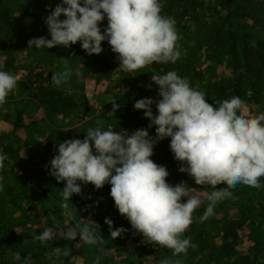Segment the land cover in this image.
<instances>
[{
	"label": "rangeland",
	"instance_id": "obj_1",
	"mask_svg": "<svg viewBox=\"0 0 264 264\" xmlns=\"http://www.w3.org/2000/svg\"><path fill=\"white\" fill-rule=\"evenodd\" d=\"M61 2L0 0V62L4 64L0 70L17 78V88L0 107V155L6 157L5 168L0 171L4 178L0 212L13 224L29 264H96L97 257L99 264H162L164 260L173 264L178 260L181 264H264V188L237 184L231 190L233 195L219 201L214 215L203 221L200 217L207 205L202 204L182 237L190 238L197 247H190L187 255L174 256L171 249L147 243L132 229L115 206L110 183L97 190L91 183L79 182L82 192L64 201L61 193L66 182H58L49 174L59 143L84 139L89 128L129 133L147 128L155 137V126L149 128L150 120L143 110L134 108L139 99H160L152 73L177 72L204 92L212 104L240 91L246 114L264 112V71H259L264 64V0H238L251 14L233 17V23L227 24L219 16L227 13V5L217 1L194 0V6L199 4L193 12V5L186 11L185 0H161L162 14L176 21L180 58L175 63H153L132 74L119 68L117 54L107 41L102 42L99 55H88L80 42L69 48H28L32 38H51L44 21ZM236 5L232 4V11ZM107 24L105 18L102 31ZM232 42L236 54L245 49L248 53L241 54L252 62L244 75L241 71L245 66H236L230 54ZM66 65L73 75L66 84L55 87L51 76ZM77 69L81 77L75 75ZM61 92L65 101L58 99ZM114 101L120 107L109 114ZM170 140L157 142L151 157L168 169V183L183 181L198 191H212L179 171L180 162L174 159ZM183 200L186 202L187 197ZM106 218L113 220L114 228L127 231L113 240ZM75 225L89 227L103 242L91 245L80 241L79 236L75 241L59 237L45 246L35 239L46 227L63 234ZM65 250L69 255H64Z\"/></svg>",
	"mask_w": 264,
	"mask_h": 264
},
{
	"label": "clouds",
	"instance_id": "obj_2",
	"mask_svg": "<svg viewBox=\"0 0 264 264\" xmlns=\"http://www.w3.org/2000/svg\"><path fill=\"white\" fill-rule=\"evenodd\" d=\"M162 10L161 0H62L44 21L51 38H32L28 48H69L80 42L88 55H99L103 52L102 42L107 41L117 54L119 68L130 74L153 63H175L181 55V37L175 19L163 15ZM105 18L108 24L102 31L100 25ZM72 75L73 70L66 65L62 72L52 74L53 85L66 84ZM75 75L81 77L82 73L77 69ZM151 81L159 86L160 99H139L134 108L143 110L150 120L149 128L155 126V137L147 128L132 133L89 128L84 139L59 143L49 174L58 182H66L61 193L64 201L82 192L79 182L91 183L97 190L110 183L115 206L132 229L142 234L147 243L171 249L174 256L187 255L188 249L197 245L182 237L193 223L197 208L207 205L200 217L203 221L214 215L219 201L233 195L231 190L237 184L264 188V112L246 114L244 101L238 96L209 103L204 92L175 71L152 73ZM16 88L17 78L0 70V107ZM112 104L109 114L120 107L116 101ZM169 137L174 159L180 162L179 171L212 191H198L183 181L168 183V169L151 157L157 142ZM5 159L0 155V171L5 168ZM3 179L0 176V192L4 191ZM222 183L227 187H216ZM105 223L113 240L127 231L114 228L111 218H106ZM78 236L86 244L103 242L89 227L79 225L63 234L46 227L35 239L46 246L59 237L75 241ZM64 255L69 251L65 250ZM12 259L20 261L21 254L15 253ZM99 261L97 257L96 264ZM23 264H29L28 258ZM162 264L173 262L164 260Z\"/></svg>",
	"mask_w": 264,
	"mask_h": 264
},
{
	"label": "trees",
	"instance_id": "obj_3",
	"mask_svg": "<svg viewBox=\"0 0 264 264\" xmlns=\"http://www.w3.org/2000/svg\"><path fill=\"white\" fill-rule=\"evenodd\" d=\"M214 1H217L220 5H223V6L227 5V13L223 16L219 14L220 18L223 19L226 24L227 22L233 23L232 21L233 17H236L237 19H239L240 16H243L245 14H251L250 10H247L248 8L246 6L239 4L238 0H214ZM235 3L237 4L235 6L236 10L232 11L231 6L232 4H235ZM194 4H195L194 0H185L184 6H185L186 11H189L188 10L189 5H193V8H191V10L195 12L197 10V6L199 3H197V6H194ZM220 30L222 31L221 27H220ZM233 32L234 31H232V33ZM230 45L232 48V50H230V54L234 56L233 60H236L234 64L237 62L236 66H239L238 65L239 63L245 66V68L241 71V75L248 73L249 69H251V67L253 66L252 62L250 61L249 56L244 55V54H247L248 52H245V49H243L241 52H243L244 54L242 55L241 52H239L237 53L239 55H237L236 52L238 51L234 49L235 46H233V42ZM261 67L262 68L259 71H264V64L261 65ZM241 75L238 76V78H240ZM58 95H60V97L58 98L60 101L61 100L65 101V99L62 98V95H63L62 92L59 93ZM236 96L241 98L240 91H237ZM52 97H54V100H56V102L58 101V99L55 98L54 95H52ZM170 184L173 185L175 183H170ZM17 252L21 254L20 261H15L12 259L13 255ZM25 258H28V256L26 255L25 251L21 247V243L18 240V235L16 233L15 228L13 227V224L11 223V221H9L5 217V214L3 212H0V264H23Z\"/></svg>",
	"mask_w": 264,
	"mask_h": 264
}]
</instances>
